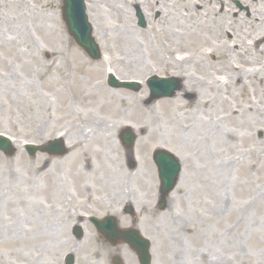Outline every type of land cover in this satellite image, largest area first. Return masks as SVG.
Here are the masks:
<instances>
[{
  "label": "rangeland",
  "instance_id": "rangeland-1",
  "mask_svg": "<svg viewBox=\"0 0 264 264\" xmlns=\"http://www.w3.org/2000/svg\"><path fill=\"white\" fill-rule=\"evenodd\" d=\"M11 1L12 3H10ZM11 1L2 0L4 7L0 8L2 10L0 17L6 18L5 23H7L17 16L29 13H32L33 16L34 14V17L27 22L21 19L17 29L16 25L9 26V29L11 35L17 36L20 41L21 28L24 27V24L26 25L29 30V39L31 38L32 41V51L37 61L29 63L32 90L26 91L22 89V80H20L24 73L23 70L18 67L13 68L10 76H7L9 73L5 70V66L1 65L3 60L1 55L5 53L0 52V133L10 136L17 148V153L13 157H7L0 152V191L7 193V196L0 202V215L6 212L5 201L10 202V205L12 202L11 206L14 208L12 220L0 226V264H62L60 263L61 257L72 250L76 255V264H111L106 251L109 253L114 249L99 238L95 227L91 224L83 225L85 236L82 240H77L71 232L73 223L76 222L78 215L83 216L87 213L103 215L110 210L115 211L116 202L119 200H115L110 205L103 202L102 199L115 196L118 190L121 193L128 188L127 186L130 187V190L134 188L133 195L137 201L146 196L147 190L143 193L135 189L138 188L136 182L135 180L132 182L133 178H128V175L126 177L115 175L109 179L108 184L104 183V180L92 176L75 178L68 172L69 163L65 162L71 152V146L66 140L67 152L62 156L49 155L42 151L31 156L24 149V144L27 142L44 144L56 138L58 134H64L69 127L71 128L72 122H68L70 117H81L82 119L91 115L105 117L108 113L105 111L106 109H102L99 104L93 102V99L88 100L87 103L78 97L76 99V91L71 89L75 90L74 84L81 85L84 87L83 90L91 89L93 83L97 84L102 75L100 78L87 69L102 63V58H107L110 53L104 49L102 40L95 34L94 37L103 53L101 59L92 60L84 50L77 46L70 37L62 18V0H24L23 2L19 0L14 3L13 0ZM212 1L217 3L216 13L221 21L227 22L233 28V31L229 32L230 38L238 41L239 31L244 29L256 31V28H264V24L261 26L260 23L257 24L251 19L255 12L258 13L259 9L263 8L260 0H257L253 6L246 0ZM90 2L91 0H86L87 11ZM202 3L207 11L211 10L210 0H202ZM228 4L233 7V11L226 13V9L230 7ZM199 10H203L202 7ZM139 11L143 16L145 15V19L147 18L145 27L139 25ZM145 11L138 10L136 7L130 10L133 20L131 25L135 30L148 34L153 32L151 35H154L157 29H163L162 25L165 20L159 21L161 25L155 22L160 17L158 12L160 14L162 11L157 10L152 16H146ZM149 13L147 12L148 15H150ZM209 15V13H204L201 17L212 24L215 20ZM50 19L53 21V25H51ZM89 20L93 24L90 16ZM247 36L249 35H245L244 39L250 43L251 40H248ZM171 43L175 44L174 46L178 45L177 40ZM183 45L187 52L195 47L191 40ZM76 52L79 53L80 58L76 56ZM224 52L225 56L222 58L227 60L230 49L226 48ZM172 53L167 52L165 55L157 52L156 55L149 56L147 60L151 63L153 71L156 70L152 74L138 78H119L114 73H108L103 77L105 84L113 93L124 95L126 98L130 96L137 98L142 107L146 110H153L151 120L147 116L146 121L162 137V144L154 145L149 150L151 167L156 170L155 177L158 175V169L153 160L156 149L165 148L173 152L181 162L183 159L185 161L186 155L190 156V153L182 154L183 150L179 149L171 138L170 126L173 123L171 112L178 111L180 107L163 105L162 102L179 99L184 103V101L193 100L191 105H194L196 96H199V90L195 91L196 96L190 91L184 92L183 85L186 79L179 76L181 74L182 77H186L187 70L192 64L185 66L186 71L182 69L176 71L172 66L166 65L164 58L166 56L172 58ZM182 54L184 51L181 52V55H177V58L181 59ZM216 59L218 60V58ZM210 63L212 67L206 69L205 76L211 73H216L220 77L219 79L227 76L218 73L228 72L229 66H224L216 60H210ZM256 63L259 64V62ZM57 64L59 67L56 66ZM154 74L176 77L181 82L180 90L172 97L148 101L150 91L146 80ZM112 76L120 81L140 82L142 88L138 92L125 88H113L108 84ZM196 76L198 77L197 74ZM5 79L8 80V83ZM69 84L72 85L71 91H68L71 92L70 99L73 102L68 104L65 109L57 111L56 108L59 107L57 92L60 88L67 89ZM255 85L259 88H252L247 96L240 89L238 91L233 89V95L230 98H232V105L237 112L239 108L240 110L245 108L246 102L251 100L259 104L262 97L264 98V91L260 90L259 82H253V86ZM200 88L206 87L201 86ZM160 103L161 107H159ZM233 106L221 104L219 109L222 116L224 115L223 109L229 111ZM113 107L122 108L120 102L113 103ZM123 108L127 109L125 106ZM187 110L189 111V109ZM250 112H245V114L250 115ZM45 115L56 118V120H50V128L57 127L58 129L54 133L46 131L45 134L43 132L40 137H36L34 123L40 121ZM195 116L193 114L192 119ZM236 117L237 127L233 130L238 137L237 141L229 139L224 146L217 149L221 159L225 158L224 155L226 158L235 155L239 158L230 175L228 170L223 168L224 164L220 168L222 173L218 172V177L214 178L212 174L207 173L210 166L205 172L200 173L196 165L193 166L190 162H187V165L184 163L180 179L181 187L171 194V197L174 198L172 208L164 210L163 217L156 216L154 218L156 209L146 212L145 217H149L145 218V221L149 219V222L143 223V219H140L139 228L144 235L152 240V264H264V190L262 193H257L259 188L264 187V115L259 114L252 118L248 116V119L245 116ZM113 120L118 122L119 115L114 116ZM245 120L247 123L250 120V126L247 123H242ZM101 125V121L96 119L94 123L87 124L85 130L88 132ZM257 126L260 128L258 129ZM126 127H130L137 135L132 149H127L121 140L120 134L126 131ZM114 132V142L119 147L117 155L121 156L130 169H134L136 166L134 161L137 160V143L143 132L130 121H126L122 128L119 127ZM246 154L249 157H246ZM219 158H215V160L220 163L221 159ZM56 160L60 162V169L55 174L52 164ZM195 160L196 158L194 159L196 163ZM211 162H213V158H211ZM189 165H191V169L188 168ZM48 170L53 176L45 178L47 176L44 174ZM213 186L219 193L215 194L216 190H213ZM116 196L120 197L122 194ZM18 198L22 202L18 201ZM48 203L54 204V208L47 209ZM30 210L33 211V216L30 215ZM30 216L35 219L32 221ZM49 219L52 220L47 223ZM46 223H55L57 229L53 231L51 228H47L49 230L46 231L43 229L44 225H47ZM120 223L128 225L130 221L121 218ZM144 225H147L148 228H144ZM227 237L232 240H225ZM178 243L183 246L182 252L174 253L178 249L175 247ZM122 248L123 258L127 264H130L132 254H128L130 251H127L126 254ZM179 257H184V262L180 261Z\"/></svg>",
  "mask_w": 264,
  "mask_h": 264
},
{
  "label": "bare ground",
  "instance_id": "bare-ground-1",
  "mask_svg": "<svg viewBox=\"0 0 264 264\" xmlns=\"http://www.w3.org/2000/svg\"><path fill=\"white\" fill-rule=\"evenodd\" d=\"M18 1L13 0V3ZM141 1L91 0V4L88 5V14L93 22L94 34L102 40L104 49L110 55L107 58L103 57L102 63L96 67L87 69L93 74L100 76V78L102 75L100 81L97 84L93 83L91 89L83 90L84 87L76 84H74L75 90L71 89V84L68 85L67 89L60 88L57 92L59 107L56 109L57 111H61L68 104H72L73 101L70 99V91L72 90L76 91V99L78 97L85 103L93 99V102L99 104L102 109H106L105 111L108 113L105 117L91 115L84 119L81 117L68 118V122H72L71 128L69 127L65 134L62 135L71 146V152L65 159V162H68L70 165L68 172L75 178L85 176L97 177L98 179L104 180L106 184L115 175H121L122 177L128 175V178H133L131 179L132 182L135 180L136 187H138L135 189L143 193L147 190V194L150 191L153 192L155 185L153 183L154 181L151 182L150 179L152 178L154 180L156 171L151 167L149 150L154 145L162 144L161 135L152 125L150 127V124L146 121L147 116L151 120L153 110H146L138 103L137 98L132 96L126 98L124 95L113 93L105 84L103 77L108 73H114L119 78H138L143 75L152 74L156 70L153 71L151 63L147 60L149 56L156 55L157 52L165 55L167 52H173L172 58H167V56L164 58L166 65L172 66L176 71L181 69L186 71L184 69L185 66L192 64L187 70L186 77H182L179 74L182 79H186L183 85L184 92L190 91L195 95V91L199 90V96L195 95L196 99L194 96L196 100L194 105H191L193 104V100L188 102L184 101V103L179 99L162 102L163 105L180 107L178 111L173 110L171 112V120L173 123L170 126V130L171 138L178 148L183 150L182 154L186 155L190 153V156H185V161H183L184 159L182 160V165L184 163H186L184 165H187V162H190L193 166L196 165L200 173L205 172L208 166H210L207 173L217 178L219 175L218 172L220 174L222 173L220 168L224 164L225 166L223 168H226L230 175L231 170L238 163L239 158L236 155L231 157L227 156L226 158V155H224L225 158L221 159L218 156L217 149L224 146L229 139L237 141L238 137L233 130L237 127L235 124L237 120L236 116L240 118L245 116L248 119V116L252 118L259 114L264 115L263 97L259 104L251 100L246 102L245 108L242 110L239 108L238 112L232 105L233 100L230 98L233 95V89L237 91L240 89L243 94L245 93V96L249 95L252 88H259L256 85L253 86V82L255 81L259 82L260 90L264 91V28H256V31L241 30L238 33L239 40L237 41L229 37V32L230 30L233 31V28L227 22L221 21V18L216 13L217 3H214L212 0H210L212 8L209 11H207L202 0H143V3ZM260 1L262 2L263 8L261 10L259 9L258 13L255 12L251 19L257 22V24L260 23L262 26L264 24V0ZM2 4L3 2L0 0V8L4 7ZM139 5L141 7L143 6L146 12L147 10L162 11L159 19L155 22L160 24L161 22L159 21L165 20L162 25L163 29H157L154 35H151L153 32L148 34L144 31L135 30L131 25L133 20L130 16V10L134 7H139ZM228 6L230 7L226 9V13L233 11V7L229 4ZM201 7L203 10H199ZM204 13H209V16L215 20L214 23L211 24L204 20L201 17ZM33 17L34 14L32 16V13L24 14L17 16L14 20H9L7 23H5L6 18L0 17V52L5 53L1 55L3 58L1 65L5 66V70L9 73L7 76H10L13 68L18 67L23 70L24 73L20 77V80H22V89L26 91L32 90L29 63H35L37 60L32 51V41L31 38L29 39V30L26 25L23 23V27L21 24L23 28L20 27L22 31L19 36L20 41L17 36L11 35L9 26L16 25L17 29L21 19L27 22ZM49 21L53 25V21L51 19ZM245 35H249L247 39L251 40L250 43H247L244 39ZM176 40L180 46H174L175 44L171 43ZM188 40H191L195 44V47L190 49L189 52L184 50L186 47L183 45ZM21 46L25 47V50ZM226 48L230 49L227 60L222 58L225 56L224 50ZM182 51H184V54L180 56L181 59H178L177 55H181ZM218 51L219 53H217ZM76 56L80 58L78 52H76ZM210 60H216V62L219 61L224 66H229L228 72L222 71L218 73L222 76L227 75L225 78L219 79L220 77L216 73L211 72L210 75H204L206 69L212 67ZM256 62H259V64ZM56 66L59 67L58 64ZM179 73L181 72L179 71ZM238 81L240 83H237ZM6 82L8 83V80ZM201 86H205L206 88L202 89L200 88ZM115 102H120L122 108L113 107V103ZM223 103L230 104L233 107L229 111L223 109L224 115L222 116L219 106ZM162 104L160 103L159 107ZM124 106L127 108L126 110L123 108ZM248 111H252L250 115L245 114ZM193 114L196 116L192 119ZM116 115L120 117L118 122L113 120ZM64 119L67 120V118ZM96 119L100 120L102 125L87 132L85 130L86 125L94 123ZM50 120L53 121L56 118L51 115H45L42 116L40 121L34 123V135L36 137H40L46 131L47 133L48 131L49 133H54L58 129L57 127L50 128ZM126 121L133 122L135 127L143 132V135L138 139L137 143L136 163L132 159L136 164L134 169H130L125 161L121 159V156L117 155L119 154V147L114 142L115 129L117 131L119 127L122 128ZM242 123H247V120ZM247 124L250 126V120H248ZM257 127L258 129L260 128L259 126ZM245 156L249 157L248 154ZM210 157L213 158V162H211ZM195 158L196 163L194 162ZM215 158L221 159L220 163ZM52 165L54 166V172L56 174L60 169V162L56 160ZM191 165L188 166L189 169H191ZM44 176H47L45 178H49L53 175L48 170ZM27 179L30 181L29 178ZM179 187H181L180 184L177 189ZM133 189L130 190V187H128L127 192L123 190L121 193L118 190L117 195L122 194V199H127V201L129 200L132 203V200L135 198ZM213 190H216L215 194L219 193L214 186ZM263 190L264 187L259 188L257 193H262ZM6 196L7 193L0 191V202ZM18 201L22 202L19 198ZM5 203L7 204L6 212L0 215V226L12 220V217H14V208L11 206L13 203L11 202V205L10 202L7 203L5 201ZM142 204L137 202V208H141ZM46 208L53 209L54 204L48 203ZM142 211L148 210L147 208H143ZM29 213L33 216L32 210ZM157 215L163 217V213ZM32 216H30V219L33 221L35 218ZM148 217H143V220ZM51 220L49 219L47 223ZM144 222H149V219L144 220ZM145 227L148 228L147 225H144ZM47 228H51L54 231L57 229V226L55 223L44 225L43 229L48 231L49 229ZM152 229L154 230V228ZM227 239L232 240L228 237L225 240ZM175 247L178 249L174 253L182 252L183 246L181 243H178ZM179 259L182 262L185 260L184 257H179Z\"/></svg>",
  "mask_w": 264,
  "mask_h": 264
},
{
  "label": "water",
  "instance_id": "water-1",
  "mask_svg": "<svg viewBox=\"0 0 264 264\" xmlns=\"http://www.w3.org/2000/svg\"><path fill=\"white\" fill-rule=\"evenodd\" d=\"M84 5L83 0H64V19L66 21V24L68 26L69 32L71 36L75 39V41L83 47L89 55L94 58L98 59L100 57V52L98 45L95 43L94 38L92 37V28L90 24L87 22V17L84 12ZM151 90H152V97L151 100H156L161 97L165 96H173L177 90L180 89V84L175 78L170 79H160V78H154L150 80L149 83ZM133 89L137 90L138 87H133ZM125 143L128 146H131L133 144L135 136L131 133L124 134ZM54 149H61L57 154H63V143L59 144L55 142L53 144ZM0 148L4 150L6 153L12 155L13 149L11 148L8 141L0 136ZM50 147L41 148L43 151H48ZM35 149L31 150V153L34 154ZM52 151V150H50ZM156 160L160 167V173L161 175L166 178L168 176L172 177L171 181V187L173 186V181L176 180L178 173H179V165L175 161L172 155H169L168 153L158 151ZM101 233L108 236L110 240L114 239L116 235L113 234L114 229L111 231V229L108 231L107 223L104 224H98ZM118 233V230H116ZM120 233V232H119ZM126 233V232H125ZM122 234V233H121ZM124 238L126 241L132 243L135 246H139L140 239L135 232H127L126 236L125 234ZM145 245V244H144ZM147 246V245H146ZM142 258L146 259L145 262L148 261V250L145 249Z\"/></svg>",
  "mask_w": 264,
  "mask_h": 264
},
{
  "label": "flooded vegetation",
  "instance_id": "flooded-vegetation-1",
  "mask_svg": "<svg viewBox=\"0 0 264 264\" xmlns=\"http://www.w3.org/2000/svg\"><path fill=\"white\" fill-rule=\"evenodd\" d=\"M158 195V192L156 193V196ZM156 200H157V198H155V202H156ZM155 209H157V207L155 208ZM121 217H123V218H126L127 220L129 219V221H130V224H138L139 222H140V218H138L137 216H135V215H128L127 213H126V209L124 208L123 209V215L122 216H120L119 218H121ZM77 220V223H84V221H85V218L84 217H82V216H78L77 218H76ZM128 248V247H127ZM110 257V260H111V258H112V255L111 256H109ZM130 264H139V261H138V259H137V257L135 256H133V258L132 257H130ZM125 261V260H124ZM125 263L127 264V262L125 261Z\"/></svg>",
  "mask_w": 264,
  "mask_h": 264
}]
</instances>
